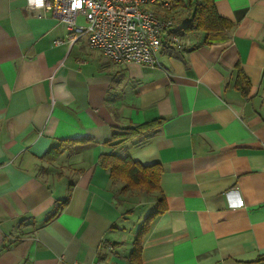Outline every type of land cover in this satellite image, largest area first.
I'll use <instances>...</instances> for the list:
<instances>
[{"label":"crops","instance_id":"crops-1","mask_svg":"<svg viewBox=\"0 0 264 264\" xmlns=\"http://www.w3.org/2000/svg\"><path fill=\"white\" fill-rule=\"evenodd\" d=\"M213 1L228 37L187 33L149 66L111 62L51 13L0 0V264H129L159 198L141 264H264V0ZM157 119L115 150L158 164L160 194L121 204L99 157L115 128Z\"/></svg>","mask_w":264,"mask_h":264},{"label":"built area","instance_id":"built-area-1","mask_svg":"<svg viewBox=\"0 0 264 264\" xmlns=\"http://www.w3.org/2000/svg\"><path fill=\"white\" fill-rule=\"evenodd\" d=\"M174 0H26L37 16L51 13L66 28L68 41L85 37L87 46L114 63L154 66L164 46L180 42ZM82 17L84 25L77 18ZM54 43H63L56 39ZM65 264H77L74 261ZM94 264H101L96 262Z\"/></svg>","mask_w":264,"mask_h":264},{"label":"trees","instance_id":"trees-1","mask_svg":"<svg viewBox=\"0 0 264 264\" xmlns=\"http://www.w3.org/2000/svg\"><path fill=\"white\" fill-rule=\"evenodd\" d=\"M174 2L176 11L180 8L187 12V19L184 25L177 26L167 33H175L179 37L180 42L177 46L180 48L185 46L182 38L187 33L201 32L204 34V41L212 43L225 40L234 26L230 20L218 14L213 0H174ZM178 22H180V20L176 21V23ZM164 45H168L167 40L164 41ZM196 46V44L193 45V48ZM235 84L241 92H246L248 82L240 70L238 71ZM262 87H264V80H262ZM160 124L161 120L157 119L139 125L115 128L112 131L111 140L109 142H113L111 144L113 150L109 153L101 154L99 163L107 170L110 186L114 194L119 196L117 198L120 201L119 203L124 205L126 203H131V197L136 193H144V196L148 199L150 198V200L153 193L157 192L160 194L158 182L161 167L158 164L142 165L133 161L129 155L115 150L116 147L132 141L140 134L158 128ZM80 140L81 139L61 140L58 145L50 147L42 155L40 160L47 163L53 162L61 154L64 147ZM157 204V208L146 215L136 232L133 248L128 256L129 264H141V239L146 233L149 221L152 217L165 208L162 199L159 198ZM58 210L59 208L54 209L48 218L56 214Z\"/></svg>","mask_w":264,"mask_h":264},{"label":"rangeland","instance_id":"rangeland-1","mask_svg":"<svg viewBox=\"0 0 264 264\" xmlns=\"http://www.w3.org/2000/svg\"><path fill=\"white\" fill-rule=\"evenodd\" d=\"M174 16H175V21H177V20H180L181 22H180V26H183L184 25V23H185V20L187 19V12L184 10V9H177V11H175V13H174ZM80 23V24H79ZM79 25H84L85 24V22L83 21V19H81V18H79ZM183 41L185 42V39L183 38ZM139 200L141 201V202H144V201H146V198H145V196H144V193H140V195H139ZM149 200H150V198H149ZM155 207H153L152 205H151V203L149 204V207L145 210V213L147 214L148 212H150V211H152L153 209H154ZM141 217V216H140ZM139 217V215L137 214V212H135L133 215H132V217H131V222H137L138 221V219L140 218ZM144 217V216H143ZM142 217V218H143Z\"/></svg>","mask_w":264,"mask_h":264}]
</instances>
